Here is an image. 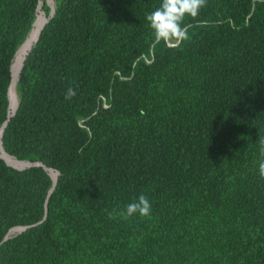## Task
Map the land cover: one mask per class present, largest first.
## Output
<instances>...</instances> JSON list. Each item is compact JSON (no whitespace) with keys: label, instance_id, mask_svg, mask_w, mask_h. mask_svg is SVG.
Masks as SVG:
<instances>
[{"label":"trees","instance_id":"16d2710c","mask_svg":"<svg viewBox=\"0 0 264 264\" xmlns=\"http://www.w3.org/2000/svg\"><path fill=\"white\" fill-rule=\"evenodd\" d=\"M40 2L0 0L1 146L38 165L0 159V264H264V0H207L179 43L161 0Z\"/></svg>","mask_w":264,"mask_h":264},{"label":"clouds","instance_id":"9594fccd","mask_svg":"<svg viewBox=\"0 0 264 264\" xmlns=\"http://www.w3.org/2000/svg\"><path fill=\"white\" fill-rule=\"evenodd\" d=\"M207 0H161L160 5L146 16L157 42H183L189 39L188 26L184 25L186 17L196 18L206 6ZM72 88L67 89L65 99L75 96ZM264 150V140L260 141ZM114 213L122 218L134 215L147 217L151 212V203L147 196L140 194L133 202L127 204L123 211ZM110 218L112 213L109 214Z\"/></svg>","mask_w":264,"mask_h":264},{"label":"bare ground","instance_id":"6f19581e","mask_svg":"<svg viewBox=\"0 0 264 264\" xmlns=\"http://www.w3.org/2000/svg\"><path fill=\"white\" fill-rule=\"evenodd\" d=\"M41 3V2H40ZM42 4V3H41ZM44 22H45V16L43 15V13L41 12V5L36 17L35 22L33 23V27L31 29V31L29 32L26 40L22 43L21 47L19 48V51L17 52L14 60L12 61L11 64V68H12V81H11V85L9 87V110L10 113L12 114L15 110V107L17 105L15 99H14V95L17 92L16 89V84L18 81V76L21 70V65L22 62L26 56V54L29 52V50L31 49L32 45L36 42L38 35L42 29V27L44 26ZM0 157H2L5 162L8 165H11L12 167L18 168V167H22V164L18 163L14 158L10 157L8 154H6L1 146V131H0ZM20 167V168H21ZM51 176V178L53 180H55L56 178V173L49 171L48 172ZM15 231H18L17 229L12 230L9 235H11L12 233H14Z\"/></svg>","mask_w":264,"mask_h":264},{"label":"water","instance_id":"95a60500","mask_svg":"<svg viewBox=\"0 0 264 264\" xmlns=\"http://www.w3.org/2000/svg\"><path fill=\"white\" fill-rule=\"evenodd\" d=\"M52 14H53V13H52ZM52 14H51L50 16H52ZM47 21H48V19L45 20L44 25H45V23H46ZM33 23H34V22H33ZM32 25H33V24H32ZM42 28H43V27H42ZM29 32H30V31H29ZM28 34H29V33H28ZM39 34H40V33H39ZM27 36H28V35H27ZM38 37H39V35H38ZM37 39H38V38H37ZM24 41H25V40H24ZM36 41H37V40H36ZM20 47H21V45H20ZM20 47H19V48H20ZM18 50H19V49H18ZM10 67H11V66H10ZM21 68H22V67H21ZM8 95H9V93H8ZM17 105H18V102H17ZM17 105H16V107H15V109H14L15 111H16ZM15 111L12 113V115L15 113ZM12 115H11V116H12ZM4 126H5V124H4V125L1 127V129H0V131H1V135H2V133H3L2 130H3ZM0 159H3V158L0 157ZM3 160H4V159H3ZM4 162H5V160H4ZM5 163H6V162H5ZM19 163L22 164V167L19 168V169H18V168H15V167H12L11 165H8L7 163H6V164H7L9 167H12V168H14V169H16V170H22V169H24V168H26V167H31V166H34V165L36 166V165H37V164H29V163H25V162H23V161H22V162H19ZM37 166H38V165H37ZM44 169H45V171H48V170H49V169H47V168H44ZM47 173H48V172H47ZM49 175H50V174H49ZM50 177H51V176H50ZM56 177H57V174H56ZM55 180H56V178H55ZM55 180H54V181H55ZM14 229H19V231L22 232V231H24L25 228H14ZM11 230H12V229H11ZM20 232H19V233H20Z\"/></svg>","mask_w":264,"mask_h":264},{"label":"rangeland","instance_id":"374dc122","mask_svg":"<svg viewBox=\"0 0 264 264\" xmlns=\"http://www.w3.org/2000/svg\"><path fill=\"white\" fill-rule=\"evenodd\" d=\"M43 4H45L48 8H49V11H51V9L53 8V3L51 2V0H41ZM42 5V4H41ZM41 12L43 13V11L41 10ZM43 15L45 16V20H46V15L43 13ZM26 40V39H25ZM14 99L17 103L18 101V93L16 92L15 95H14ZM21 167V166H20ZM18 167V169L20 168ZM20 231H15L14 233H12L11 235L9 236H12V235H15V234H18Z\"/></svg>","mask_w":264,"mask_h":264}]
</instances>
